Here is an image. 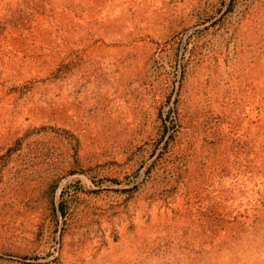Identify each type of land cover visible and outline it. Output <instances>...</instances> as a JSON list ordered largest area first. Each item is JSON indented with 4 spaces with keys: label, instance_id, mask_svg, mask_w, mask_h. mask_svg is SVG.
Listing matches in <instances>:
<instances>
[{
    "label": "rangeland",
    "instance_id": "1",
    "mask_svg": "<svg viewBox=\"0 0 264 264\" xmlns=\"http://www.w3.org/2000/svg\"><path fill=\"white\" fill-rule=\"evenodd\" d=\"M0 264H264V0H0Z\"/></svg>",
    "mask_w": 264,
    "mask_h": 264
}]
</instances>
